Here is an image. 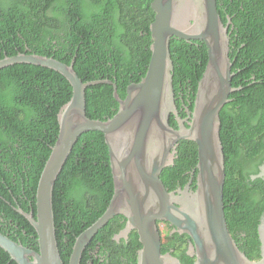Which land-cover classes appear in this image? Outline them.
Here are the masks:
<instances>
[{
    "label": "trees",
    "instance_id": "16d2710c",
    "mask_svg": "<svg viewBox=\"0 0 264 264\" xmlns=\"http://www.w3.org/2000/svg\"><path fill=\"white\" fill-rule=\"evenodd\" d=\"M153 0H0V60L18 54L53 57L70 65L84 82L109 79L126 98L127 87L139 83L151 60L150 25L155 20ZM224 24L231 25L230 58L235 74L232 85L242 90L230 95L222 109L221 141L226 160L225 215L240 249L260 259L259 220L264 212V180L252 179L264 161V0H218ZM176 97L184 92L193 110L198 84L208 64L202 41L172 39ZM73 88L60 73L31 64L0 70V232L39 251L38 235L18 210L36 214V194L45 164L55 145L61 108ZM87 116L105 121L119 109L112 84L86 90ZM177 106L181 104L177 99ZM26 109L33 115L27 116ZM185 118L186 113L180 112ZM171 125L177 128L174 116ZM174 166L161 179L168 191L184 187L198 163L197 144L181 141ZM196 177V175H195ZM80 178L88 192L79 201L66 199L69 180ZM195 182V179H194ZM115 191L105 135L84 133L74 146L54 187L53 209L61 257L69 264L76 238L107 210ZM116 216L99 231L85 250L81 264H88L98 242L119 255L137 258L138 236L121 248L112 240L121 225ZM243 233V234H242ZM167 233L180 264H193L186 252L187 235ZM131 246V247H130ZM165 250L163 249V252ZM0 264H17L0 247ZM99 264V260L95 261Z\"/></svg>",
    "mask_w": 264,
    "mask_h": 264
},
{
    "label": "water",
    "instance_id": "95a60500",
    "mask_svg": "<svg viewBox=\"0 0 264 264\" xmlns=\"http://www.w3.org/2000/svg\"><path fill=\"white\" fill-rule=\"evenodd\" d=\"M218 0H153L155 20L150 25L151 60L145 77L127 87L122 99L109 79L84 82L70 65L53 57L18 54L0 60V70L15 64H31L63 75L73 88L71 100L58 115L59 135L41 174L36 194V214L18 211L38 235L39 251L16 242L0 232V247L17 264H65L59 250L53 209L54 187L78 139L87 132L105 135L115 191L106 212L75 241L69 264H81L83 254L95 236L118 215L127 218L126 228L117 235L128 238L136 230L142 248L137 264H180L171 254L161 252L158 222H168L174 231L190 238L193 264H264V212L258 235L260 259L251 260L232 236L224 204L226 160L221 141V111L230 95L235 74L230 58L231 19L224 24ZM202 41L208 64L198 84L193 110L180 117L174 89L172 39ZM112 84L118 112L105 121L87 116L86 90L98 84ZM174 116L177 128L171 125ZM181 141L197 144L198 163L184 188L168 191L162 172L174 166ZM192 177V176H191ZM264 180V162L252 179Z\"/></svg>",
    "mask_w": 264,
    "mask_h": 264
},
{
    "label": "flooded vegetation",
    "instance_id": "af4514ba",
    "mask_svg": "<svg viewBox=\"0 0 264 264\" xmlns=\"http://www.w3.org/2000/svg\"><path fill=\"white\" fill-rule=\"evenodd\" d=\"M183 96H184V92L183 91H180L178 98L176 97V104H177V99H178L179 102H180V104H181L180 109L178 108L179 109V112H183V113L185 112L186 113V116L185 117H187V111L186 110L189 108V102L190 101L188 99L184 98ZM260 166H259V168H260ZM193 172H194V170L191 172V176H192L191 177L192 178L191 190L192 191L197 188V178L195 177V175L193 174ZM194 179H195V182H194ZM184 187L177 186L176 189H178V188H184ZM176 189H174L173 191H175ZM119 216L120 217L118 218V224L121 225V227L118 229V231L116 233L113 234L112 240L116 244H118L121 248H123L124 246H127L128 247L130 245V241L132 239H135L136 236H138V240H139V235H138V232L136 230H133L132 232L128 233V238L122 237V238L117 239V235L126 228V225H127V222H128V220H127L126 217H124L122 215H119ZM158 228H159L160 235H161V240H162L161 252L163 254H168L169 253L172 256H174L175 258H178L175 255V252H176V249L175 248L176 247L175 246L173 247L172 245H170L167 242V239H166V235H167V233H169V235L173 237V240L174 241H176V242L178 241L177 236H176V234H178V233L177 232H173L174 231V226H172L168 222L160 221V222H158ZM186 242L187 243H186L185 248H186V252L188 253L189 252L190 238H187ZM141 248H139V249H141ZM139 249H137V251H136V256H137V252H138ZM163 249L165 250L164 252H163ZM89 253H90L91 256L94 257V259H91L88 262V264H95V261L96 260H99V264H113V263H111L112 250L109 249V248H107V247H105L104 244L101 243V242H98L97 246L93 250H91ZM119 260H120V264H137V258H136V260L135 259H132V257L130 255H128V254L126 256H125V254L119 255Z\"/></svg>",
    "mask_w": 264,
    "mask_h": 264
},
{
    "label": "clouds",
    "instance_id": "9594fccd",
    "mask_svg": "<svg viewBox=\"0 0 264 264\" xmlns=\"http://www.w3.org/2000/svg\"><path fill=\"white\" fill-rule=\"evenodd\" d=\"M25 111L27 116L30 117L33 115L31 109H26ZM87 192L88 187L83 182V180L80 178H75L69 180L66 187L65 196L67 200L75 202L81 200Z\"/></svg>",
    "mask_w": 264,
    "mask_h": 264
},
{
    "label": "rangeland",
    "instance_id": "374dc122",
    "mask_svg": "<svg viewBox=\"0 0 264 264\" xmlns=\"http://www.w3.org/2000/svg\"><path fill=\"white\" fill-rule=\"evenodd\" d=\"M168 232V231H167Z\"/></svg>",
    "mask_w": 264,
    "mask_h": 264
}]
</instances>
